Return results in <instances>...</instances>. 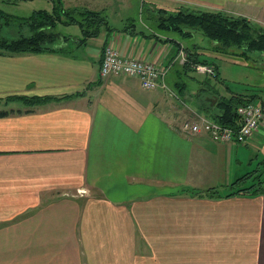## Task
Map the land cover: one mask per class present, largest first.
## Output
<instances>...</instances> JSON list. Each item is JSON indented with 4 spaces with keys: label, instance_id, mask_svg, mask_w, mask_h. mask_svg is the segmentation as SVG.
I'll list each match as a JSON object with an SVG mask.
<instances>
[{
    "label": "crops",
    "instance_id": "0c3cea01",
    "mask_svg": "<svg viewBox=\"0 0 264 264\" xmlns=\"http://www.w3.org/2000/svg\"><path fill=\"white\" fill-rule=\"evenodd\" d=\"M226 1L63 0L66 9L102 12L112 31L84 44L81 30L59 33L53 52L0 56V264H264V193L225 197L246 176L264 182V119L244 144L187 134L184 125L221 95L198 80L196 88L177 82L189 72L186 55L201 50L161 26L188 6L262 22L264 0H235L240 14ZM131 10L157 25L143 21L138 31L127 24ZM108 46L169 72L176 52L178 92L167 80L145 90L136 78H102ZM243 96L264 111V96Z\"/></svg>",
    "mask_w": 264,
    "mask_h": 264
},
{
    "label": "trees",
    "instance_id": "16d2710c",
    "mask_svg": "<svg viewBox=\"0 0 264 264\" xmlns=\"http://www.w3.org/2000/svg\"><path fill=\"white\" fill-rule=\"evenodd\" d=\"M23 1V0H17ZM52 11H34L31 16L19 18L0 9V56H16L24 54H40L43 52H53L58 47L61 35L56 32L59 25L79 26L81 30V43H86L91 38H97L102 28L111 32L106 16L102 12H91L84 9H66L63 0H54ZM167 30H172L180 34L182 38L192 37L193 33L202 35L217 46L216 52L221 54H233L231 48H239L249 52L264 53V28L258 27L254 22L236 15L216 10H202L200 8L191 11L180 8L175 15L163 18L162 25H167ZM26 27V33H20L14 37L2 35L3 31H16ZM69 40V38L65 37ZM196 49L200 47L196 45ZM58 50V49H55ZM61 49L58 50V52ZM247 56V55H243ZM185 68L193 71L192 66L198 64L213 66L217 76L218 66L206 59L201 58V53L186 55ZM208 87L207 82H202ZM205 88V87H204ZM210 88V87H209ZM208 90V89H207ZM206 88L204 91H207ZM209 105L204 104L201 112L209 119L216 121L226 127L236 130L238 124L237 109L241 105L251 103L254 97L243 95H232L230 97L216 96ZM29 104H41L47 99L31 98L24 99ZM253 175L239 179L230 186L225 197L249 193H264V182L257 176L258 184L243 188V184ZM259 179V180H258ZM194 197H209L220 195L217 191H192ZM222 197V196H220Z\"/></svg>",
    "mask_w": 264,
    "mask_h": 264
},
{
    "label": "rangeland",
    "instance_id": "374dc122",
    "mask_svg": "<svg viewBox=\"0 0 264 264\" xmlns=\"http://www.w3.org/2000/svg\"><path fill=\"white\" fill-rule=\"evenodd\" d=\"M235 0H228L225 2V9L231 10L235 13L240 14L242 9V3L234 2ZM243 3L246 4V0H241ZM52 0H23V1H17V0H0V9L3 10L6 13L13 14L19 18H27L32 15L34 11L38 10H46V11H52ZM183 9H189L191 11H194L198 9H194L192 6H188L187 8ZM194 9V10H193ZM202 10H206V8H202ZM212 10V9H211ZM134 13L131 10L130 16L131 19L128 21V25H136V28L138 31L143 30L142 24L143 21L145 23H149L153 26L157 25V22L155 21V17L151 16L148 12L138 14L136 17H134ZM133 16V17H132ZM239 16V15H237ZM115 17V16H112ZM168 16L165 15L164 18H167ZM258 20H262V22H255V24L258 27L264 28V14L259 15ZM117 20H119L118 17L112 18L110 23L112 26L115 24H121L117 23ZM167 25L168 22H166ZM14 31H3L2 35L5 36H11L14 37L18 33H26L27 29L26 27L19 28ZM57 33H60L67 37H75L80 36V29L78 26H64L59 25L56 29ZM170 37L175 36L178 42L182 43L184 46L188 47L192 52H194L193 45L196 43L200 47L201 50V58L206 59L210 61L211 63H215L216 66H218L219 69V76L213 77V76H206L205 74H202L198 72L196 69L194 71H189L188 74L184 72V75H180V79L177 80L178 83H186L189 85V88H196L198 85V82L203 84L202 82H207L208 85L212 86L214 92H218L221 96L224 97H230L232 94H256L264 96V53H253L249 52L245 54V51L239 48H231L233 54H221L216 52L215 49H217V46L207 38H204L202 35L198 36L196 33L195 36L192 39L189 38H182L179 36V34H176L175 32H165ZM180 37V38H179ZM62 39H66L65 37ZM61 41V40H60ZM67 41V40H66ZM171 49L175 50V46H170ZM82 49V48H81ZM84 53L83 50L79 51L78 55H82ZM195 53V52H194ZM176 55V52L173 53V55L170 56L169 61L174 63H171L173 69L168 73L166 76V80L168 81L169 89L172 92H178V89L171 86L170 82L172 83V77L174 79L177 78V70H180L179 60L176 59L175 62L172 61L174 56ZM247 55V56H243ZM173 58V59H172ZM194 78V79H192ZM198 80V82H196ZM188 88V89H189ZM232 92V93H231ZM170 93V91H169ZM170 95V94H169ZM189 95V94H188ZM183 96V95H182ZM186 102V101H185ZM190 103V102H188ZM251 179H254L253 181ZM251 180V181H250ZM249 181V182H248ZM250 182L256 183L257 177L252 176L249 178L245 184H243V188L248 187Z\"/></svg>",
    "mask_w": 264,
    "mask_h": 264
},
{
    "label": "built area",
    "instance_id": "2783aa9c",
    "mask_svg": "<svg viewBox=\"0 0 264 264\" xmlns=\"http://www.w3.org/2000/svg\"><path fill=\"white\" fill-rule=\"evenodd\" d=\"M196 69L208 75L215 73V70L208 66L198 65ZM167 73L168 69L159 68L150 62L124 58L113 46L105 48L100 69V75L105 79L111 76H127L139 79L142 88L145 90H154L158 87L165 89ZM237 115L236 130L204 116L199 117L195 122L186 123L184 131L193 136L207 134L216 143L237 142L244 144L259 130L264 119V111L258 104L247 103L238 107Z\"/></svg>",
    "mask_w": 264,
    "mask_h": 264
}]
</instances>
